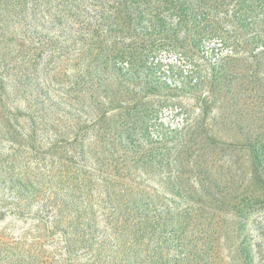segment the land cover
<instances>
[{
  "label": "rangeland",
  "instance_id": "obj_1",
  "mask_svg": "<svg viewBox=\"0 0 264 264\" xmlns=\"http://www.w3.org/2000/svg\"><path fill=\"white\" fill-rule=\"evenodd\" d=\"M0 264H264V0H0Z\"/></svg>",
  "mask_w": 264,
  "mask_h": 264
},
{
  "label": "trees",
  "instance_id": "obj_2",
  "mask_svg": "<svg viewBox=\"0 0 264 264\" xmlns=\"http://www.w3.org/2000/svg\"><path fill=\"white\" fill-rule=\"evenodd\" d=\"M128 0H124L125 3H127Z\"/></svg>",
  "mask_w": 264,
  "mask_h": 264
}]
</instances>
